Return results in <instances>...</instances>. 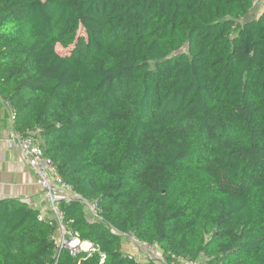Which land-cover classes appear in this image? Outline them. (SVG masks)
<instances>
[{
    "label": "trees",
    "instance_id": "obj_1",
    "mask_svg": "<svg viewBox=\"0 0 264 264\" xmlns=\"http://www.w3.org/2000/svg\"><path fill=\"white\" fill-rule=\"evenodd\" d=\"M252 2L0 0L11 129L35 134L101 208L94 222L60 204L97 251L57 264H163L136 259L125 236L165 264H264V10L245 20ZM39 210L0 199V264L51 263L55 227Z\"/></svg>",
    "mask_w": 264,
    "mask_h": 264
},
{
    "label": "built area",
    "instance_id": "obj_2",
    "mask_svg": "<svg viewBox=\"0 0 264 264\" xmlns=\"http://www.w3.org/2000/svg\"><path fill=\"white\" fill-rule=\"evenodd\" d=\"M264 6V0H253L252 9ZM7 107V106H6ZM8 108V107H7ZM9 109V121L12 123L14 119L13 111ZM7 148H15L20 154V158L25 167L31 171L35 178L38 187L40 188L45 201L44 207L40 210L38 219L40 221L46 220L53 223L55 231L51 236V241L54 245V253L51 257L50 264H57V258L61 251L65 250L69 253L70 257L77 258L80 253L85 252L93 254L97 250L94 246L86 241L78 239L77 235L67 228L64 224V215L60 209V204H68L72 201H77L84 207L86 216L91 221H103L101 216V208L96 201H88L83 199L78 193L75 192L69 185H67L57 172L56 165L53 160L45 157L41 148L40 140L33 133L23 135L16 131L11 130L10 136L6 141ZM127 237V236H125ZM123 237V238H125ZM129 241L136 246H145L149 253H145L147 258L165 264V259L162 253L156 247H149L140 244L136 239L127 237ZM154 249H157L155 252ZM161 253L157 257V254ZM136 257V256H135ZM136 259L144 261L137 257ZM172 264H206L199 260L192 261L190 259H174Z\"/></svg>",
    "mask_w": 264,
    "mask_h": 264
},
{
    "label": "crops",
    "instance_id": "obj_3",
    "mask_svg": "<svg viewBox=\"0 0 264 264\" xmlns=\"http://www.w3.org/2000/svg\"><path fill=\"white\" fill-rule=\"evenodd\" d=\"M263 8L264 6L252 9L245 20L256 19L264 10ZM3 118L7 120V117ZM2 121L0 120V126ZM9 124L10 128L7 129L11 131L10 121ZM1 133L3 132L0 130V199L17 198L41 210L45 201L34 174L22 163L20 154L15 148H7V133L5 132L3 135Z\"/></svg>",
    "mask_w": 264,
    "mask_h": 264
},
{
    "label": "rangeland",
    "instance_id": "obj_4",
    "mask_svg": "<svg viewBox=\"0 0 264 264\" xmlns=\"http://www.w3.org/2000/svg\"><path fill=\"white\" fill-rule=\"evenodd\" d=\"M78 34L82 35L83 34L82 30H80L78 32ZM71 49H72V47H70L68 49H62L60 46L56 47L57 53L59 55H61V56L68 55ZM3 117H7V120L5 118H3ZM0 120H3L1 122V126H0V130H1V132H3V133H1V135H3L6 132L7 133V137L9 138L10 132H11V131H9V129H7V128H10V124H9V109L5 105H3V103L1 101H0ZM125 238H127V237H125ZM123 243L124 244H128L129 243L128 239H126ZM133 249H134L136 258L137 257H141L142 259H147V256L145 254L146 252L149 253L147 251V250H149L147 247L140 246V247H137V248L133 247ZM154 251L156 252L157 249H154ZM159 255L161 257V253L160 252H159V254H157V257ZM155 260L157 261V259H155ZM198 260L200 262L205 263L204 259H198Z\"/></svg>",
    "mask_w": 264,
    "mask_h": 264
}]
</instances>
